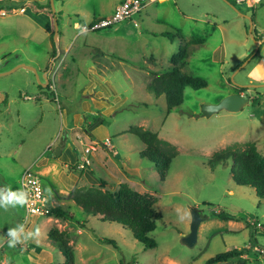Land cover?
Returning a JSON list of instances; mask_svg holds the SVG:
<instances>
[{"label": "rangeland", "instance_id": "374dc122", "mask_svg": "<svg viewBox=\"0 0 264 264\" xmlns=\"http://www.w3.org/2000/svg\"><path fill=\"white\" fill-rule=\"evenodd\" d=\"M59 1L53 14L52 8H37L38 2L51 0H0V11L6 12L0 15V93L6 97L0 103V188L20 189L21 177L31 167L42 180L48 208L61 206L74 220L28 216L25 206L0 208V236L21 223L34 233L15 248L0 244V260L63 264L62 253L48 238L54 228L69 234L76 264H206L231 248L249 246L252 238L264 249V199L252 187L234 182L232 161L215 169L208 165L214 154L243 151L249 144L264 155V118L257 111L264 102V87L236 86L264 84V1L253 5L236 0H162L159 6L171 27L151 21L147 28L164 35L143 31L135 19L86 36L73 31L68 19L78 18L73 13L77 4L89 11L101 0H69L70 13L63 15ZM56 21L59 33L65 27L68 38L59 39V55L52 56L49 35L55 32ZM177 31L188 48L182 71L206 80L208 86L186 88L183 105L169 114L165 96H155L147 86L150 74L174 68L171 59L181 45ZM194 37L203 38L204 44L191 45ZM22 64L42 68L37 74L17 68ZM254 70L259 80L250 76ZM41 72L51 86L42 87ZM95 82L97 87L89 92ZM101 90L105 96L99 95ZM240 92L251 99L241 112L212 116L202 112L205 105ZM256 98L259 105L252 102ZM132 127L155 132L175 147L177 156L166 181L160 180L150 160L141 157L145 145L128 132ZM108 138L113 147L96 144ZM59 147L70 152L57 156ZM86 147L91 149L92 165L81 170L78 162ZM101 181L112 192L127 184L156 198L154 210L161 218L150 234L155 249L145 250L130 230L86 215L70 199L75 187H99ZM193 208L202 218L226 211L253 227L209 218L190 246L185 239L191 232ZM254 228L260 230L256 235ZM247 264H264L263 255L250 254Z\"/></svg>", "mask_w": 264, "mask_h": 264}, {"label": "trees", "instance_id": "16d2710c", "mask_svg": "<svg viewBox=\"0 0 264 264\" xmlns=\"http://www.w3.org/2000/svg\"><path fill=\"white\" fill-rule=\"evenodd\" d=\"M37 8L51 10V4L38 2ZM177 32L181 45L171 59L174 68L168 72L150 74L147 86L148 91L155 96H165L167 113L169 114L173 109L183 105L186 88L201 90L208 86L206 80L190 76L182 71L181 67H183L188 56V48L183 45L184 38L181 32ZM51 40L53 45L52 56H54L57 53L54 33ZM204 42L203 38L195 37L189 41L191 45H202ZM252 102L254 105H259V98L252 99ZM92 118L96 120V116H92ZM128 132L138 137L145 145L144 151L140 153L141 157L150 160L155 165L160 180L166 181L172 162L177 156L175 147L161 140L157 133L143 127H132ZM227 161L233 163L231 174L234 182L239 186L252 187L257 197L264 199V155L258 151L257 146L249 144L243 151L225 149L214 154L208 165L211 169H215ZM105 186L106 183L101 181L99 187H75L69 196L73 203L81 208L86 215L99 217L105 222L120 224L131 231L135 240L143 245L145 250L155 249L157 243L150 237V234L155 231L157 220L161 218L154 210L156 198L149 194L139 193L127 184H121L118 190L114 192L106 190ZM192 210L197 212L195 208ZM46 215L61 220H74V215L61 206L48 208ZM209 218L245 222L247 227H253L244 218L226 211L214 212L210 217H203V220ZM259 232V229L254 228L255 235ZM261 232L264 234V231ZM48 238L62 253L63 264H76L75 253L70 245V236L67 232L54 228L50 230ZM105 243L116 246L112 240H105ZM256 246L257 240L252 238L249 246L242 249L231 248L209 259L206 264H247L246 256L254 253L264 255L255 250Z\"/></svg>", "mask_w": 264, "mask_h": 264}, {"label": "built area", "instance_id": "2783aa9c", "mask_svg": "<svg viewBox=\"0 0 264 264\" xmlns=\"http://www.w3.org/2000/svg\"><path fill=\"white\" fill-rule=\"evenodd\" d=\"M237 3H251L253 5H260L264 0H236ZM146 0H123V2L117 7L116 11L106 18H100L92 21L87 25L88 32H96L104 29H109L114 25L132 21L135 16L139 15L143 9ZM6 12H1L0 15H5ZM96 143V142H95ZM103 149L113 147L111 139H105L102 144L96 143ZM108 147V148H107ZM84 155L81 156L80 162H78V168L85 170L92 165V159L90 158L91 149H83ZM20 189H23L29 193V203L25 205L27 215L45 216L48 209V198L46 197L41 178L33 171V168L28 167L25 169L21 180ZM262 228V225H258ZM256 251L264 254L263 250L255 248Z\"/></svg>", "mask_w": 264, "mask_h": 264}, {"label": "crops", "instance_id": "0c3cea01", "mask_svg": "<svg viewBox=\"0 0 264 264\" xmlns=\"http://www.w3.org/2000/svg\"><path fill=\"white\" fill-rule=\"evenodd\" d=\"M68 1L69 0L59 1V3H60V14L63 15V13H65V12L67 14L70 13V10H68ZM122 2H123V0H101V1H99V7H97L96 9L93 8L92 10H89V11L87 10V8L84 9L83 8V5L77 4L78 5L77 10H75L73 13H75L76 15H78V18L77 17H75V18L69 17V19H68V21H69V23H68L69 24V27H71V29L73 31H78L79 32V29H77V28L74 27L77 23H79L80 25H85V24L91 23L92 21H94L96 19L110 17L116 11L117 7ZM161 2H162V0H146V2L144 3V6H143V9H142L141 13L139 15L135 16V18L132 21H126V23H131L135 19H138L139 21L137 23H139V26L143 29V31L147 30L149 33L152 32L153 35H156V33L160 32L163 35L164 32H162V31H155V30H150V29L147 28V25H149L151 21L153 23H155V24H160V25L165 26V27H169L170 26L171 21L170 20H167L166 18H164L165 16L162 15V10L164 9V7H160L159 6V3H161ZM181 14H182V17L185 16V14H183V13H181ZM80 16H83L84 20L87 21V22H85V24L79 18ZM153 17H154V20L152 19ZM171 29L173 30V29H176V28H171ZM59 30H61V29L59 28ZM45 34H47V33H45ZM52 34L53 33H50L49 37L52 38ZM59 34H60V36L58 37V41L61 38V40L63 42H65L67 40V38H68V36L66 34L65 27H64V31L61 32V33H59ZM87 34H89V33H87ZM86 35H84V36H86ZM58 45H59V43H58ZM50 47H51L50 48V51H52L53 50L52 40H51V46ZM58 52H60V47H59ZM58 55H59V53H58ZM263 65H264V61H263ZM41 68L42 67H39L38 69H41ZM38 71L40 72V70H38ZM91 71H92V73L94 75H97V76L100 77V81H103L102 76L101 75H98V73L96 72V70H91ZM41 74H42L43 78L45 79V83H43L44 86H42V87H45V86H47L46 80H48V77L46 76V73H42L41 72ZM250 76H252V78H254L256 80H259L260 79V75L257 72H256V75H250ZM257 77H259V78H257ZM97 85H98L97 82H95V84L92 83V85L88 88V91L89 92H92L97 87ZM99 95L100 96H105V91L101 90L100 93H99ZM5 99H6V97L4 98V100ZM263 107H264V102L262 103V107L261 108H263ZM261 108H258L257 111L264 118V111ZM60 149H61V154L60 155H63V156H64V153L65 152H70L69 151V148L63 149L62 147H60ZM70 163H71V165H73L74 164V160L72 162H70ZM95 180H96V178H95ZM228 222H229V224H232L231 223L232 221H228ZM260 250H263L264 251V249H260ZM246 257L249 260L250 255H248ZM263 258H264V255H263Z\"/></svg>", "mask_w": 264, "mask_h": 264}, {"label": "water", "instance_id": "95a60500", "mask_svg": "<svg viewBox=\"0 0 264 264\" xmlns=\"http://www.w3.org/2000/svg\"><path fill=\"white\" fill-rule=\"evenodd\" d=\"M51 7H52V12L53 14L56 13V8H55V0H51ZM251 20V19H250ZM55 33H54V42L55 45L57 47V50H59V41H58V37H59V27H58V23L57 21L55 22ZM253 30V23L251 22V32ZM259 48V46H258ZM17 68H26L29 69L31 71H33L34 73L38 74V70L34 67L28 66V65H20ZM16 70V69H15ZM2 74H0L1 76ZM38 78L39 75H38ZM46 82H48V80H46ZM47 84V83H46ZM45 84V85H46ZM42 86H44V84L42 83ZM239 88H263L264 84H249V85H236ZM5 96L0 93V103H2L4 101ZM251 102L250 98L245 97L244 95H240V94H231L226 96L224 99H222L218 104L215 105H205L203 107L202 112L207 114V115H215L217 113H220L222 111H227L230 113H238L241 112L245 107H247ZM61 154V149L60 147L57 149L56 155L59 156ZM203 218L200 216L199 213L193 211L192 213V222H191V232L189 234V236L185 239V242L190 245L193 246L196 244V242L198 241V231L200 228L201 223L203 222Z\"/></svg>", "mask_w": 264, "mask_h": 264}, {"label": "clouds", "instance_id": "9594fccd", "mask_svg": "<svg viewBox=\"0 0 264 264\" xmlns=\"http://www.w3.org/2000/svg\"><path fill=\"white\" fill-rule=\"evenodd\" d=\"M75 28L79 29V33L86 35L88 33L87 25H80L77 23ZM250 75H256L254 70ZM259 78V77H257ZM49 195L51 190L46 189ZM29 203V193L23 189L12 190L8 187L0 188V208L25 206ZM34 233L26 231L24 224H17L15 227H10L4 236H0V244H7L9 248H15L17 245H21L28 241ZM0 264H8L7 261L0 260Z\"/></svg>", "mask_w": 264, "mask_h": 264}, {"label": "flooded vegetation", "instance_id": "af4514ba", "mask_svg": "<svg viewBox=\"0 0 264 264\" xmlns=\"http://www.w3.org/2000/svg\"><path fill=\"white\" fill-rule=\"evenodd\" d=\"M50 68H51V67H50ZM50 68H49L48 70H50ZM46 83H47L48 86H51V81H50V79H48V82H46ZM238 94H240V95H244L245 97H247L245 94H241V92L238 93ZM247 98H249V97H247Z\"/></svg>", "mask_w": 264, "mask_h": 264}]
</instances>
